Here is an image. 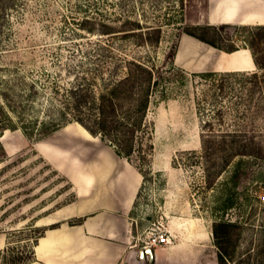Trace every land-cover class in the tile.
Here are the masks:
<instances>
[{
  "label": "rangeland",
  "instance_id": "374dc122",
  "mask_svg": "<svg viewBox=\"0 0 264 264\" xmlns=\"http://www.w3.org/2000/svg\"><path fill=\"white\" fill-rule=\"evenodd\" d=\"M250 14L263 17L264 0H0V104L10 117L0 129V264L33 246L45 226H72L98 214L110 196L102 179L116 163H130L64 116L71 87L104 92L126 72L127 59L161 66L183 25L220 23L229 34L223 45L249 49L262 67L221 70L218 63L230 51L182 37L166 70L181 69L185 77L153 93L154 148L140 168L130 163L141 184L127 215H115L128 220L137 252L152 233L171 237L156 247L154 264H219L212 231L222 220L241 226L228 264H264V24L244 21ZM127 19L145 31L161 28L160 42L101 34L102 24L121 26ZM86 20L97 22L94 32L82 26ZM44 126L57 130L44 138L27 135ZM238 147L261 156H236L209 186ZM71 177L87 183L88 194L78 197ZM80 206L88 210L76 217ZM49 240L41 238L42 246ZM132 257L121 264H133Z\"/></svg>",
  "mask_w": 264,
  "mask_h": 264
},
{
  "label": "trees",
  "instance_id": "16d2710c",
  "mask_svg": "<svg viewBox=\"0 0 264 264\" xmlns=\"http://www.w3.org/2000/svg\"><path fill=\"white\" fill-rule=\"evenodd\" d=\"M226 24L183 25L178 30L177 38L170 46L161 66H146L136 59H127L124 65L126 72L121 76L117 75L118 77L108 85L104 92L93 93L82 84L71 87L69 95L63 99L64 116H69L73 121L80 123L101 141L115 146L119 154L135 167L140 168L139 164L149 159L154 148L151 141L150 122H148L152 95L163 84L185 77V72L181 69L166 70L168 64H172L176 59L182 37L188 35L211 47L233 52L238 49L229 50L223 45V42L229 39V34H224L223 29ZM82 26L94 32L97 22L86 20ZM261 28L264 29V26ZM100 32L103 35L121 33L122 38H135L137 43L141 44H156L162 37L161 28L145 31L138 21L131 19L124 21L121 26L102 24ZM255 62L262 67L256 58ZM254 75L258 76L257 73ZM9 120L6 109L0 104V129H5ZM56 130L57 128L49 129L44 126L35 133L33 131L27 135L44 138ZM248 154L261 156L246 151L245 147L232 149L224 159L222 167L210 180L209 186L233 158ZM250 165L249 163L248 168ZM83 221L84 219L81 218L75 224H82ZM62 224V222H55L45 226L35 237L33 246L27 244V250L7 255L5 264H28L34 261L36 259L35 246L39 239L45 236L48 230L60 228ZM240 228V224L234 221L222 220L213 224L212 232L219 264H228V256H232L230 254L235 250L233 246L239 239ZM1 252L4 251L0 250Z\"/></svg>",
  "mask_w": 264,
  "mask_h": 264
},
{
  "label": "crops",
  "instance_id": "0c3cea01",
  "mask_svg": "<svg viewBox=\"0 0 264 264\" xmlns=\"http://www.w3.org/2000/svg\"><path fill=\"white\" fill-rule=\"evenodd\" d=\"M243 20L264 24V16L256 14L245 16ZM236 61H241L242 65L237 64ZM218 65L221 70L223 68L228 71L253 70L256 67L251 51L246 48L224 53ZM115 156L112 157L115 158ZM116 164L113 165V171L109 177L105 176L102 179L105 183L107 182L106 190L108 189L110 195L108 202H103L105 206L101 205L100 212L95 216L86 217L82 224L71 226L63 223L60 228L49 230L43 236L49 238V242L42 246L41 238L43 237H41L35 246L38 260L46 263H51L52 260L55 264H121L127 255H132L133 264H139L140 250L137 252L135 245L129 242V222L126 217L115 214L117 210L123 215L131 210L141 184V175L139 171H130V163L125 162L120 166ZM71 181L77 186L78 197L88 194L87 183L80 186L73 177ZM116 189L119 190L117 197ZM96 209L98 206H95L93 210ZM84 210L88 209L80 206L75 216H83L86 212ZM154 252L156 260V256L160 255L159 250L156 248Z\"/></svg>",
  "mask_w": 264,
  "mask_h": 264
},
{
  "label": "built area",
  "instance_id": "2783aa9c",
  "mask_svg": "<svg viewBox=\"0 0 264 264\" xmlns=\"http://www.w3.org/2000/svg\"><path fill=\"white\" fill-rule=\"evenodd\" d=\"M171 242V237L166 232H158V233H152V235L149 237L148 241L146 242L145 248L152 247L156 248L159 245L168 244Z\"/></svg>",
  "mask_w": 264,
  "mask_h": 264
},
{
  "label": "water",
  "instance_id": "95a60500",
  "mask_svg": "<svg viewBox=\"0 0 264 264\" xmlns=\"http://www.w3.org/2000/svg\"><path fill=\"white\" fill-rule=\"evenodd\" d=\"M155 261L154 248L148 247L140 250L139 264H153Z\"/></svg>",
  "mask_w": 264,
  "mask_h": 264
},
{
  "label": "bare ground",
  "instance_id": "6f19581e",
  "mask_svg": "<svg viewBox=\"0 0 264 264\" xmlns=\"http://www.w3.org/2000/svg\"><path fill=\"white\" fill-rule=\"evenodd\" d=\"M236 63L239 64V65H242V62H241V61H236ZM81 128H82L83 131L86 132L87 134L89 133V132L87 131V129H85V127L81 126Z\"/></svg>",
  "mask_w": 264,
  "mask_h": 264
}]
</instances>
